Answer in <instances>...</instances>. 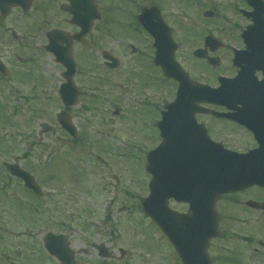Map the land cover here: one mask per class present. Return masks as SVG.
<instances>
[{"label": "rangeland", "instance_id": "374dc122", "mask_svg": "<svg viewBox=\"0 0 264 264\" xmlns=\"http://www.w3.org/2000/svg\"><path fill=\"white\" fill-rule=\"evenodd\" d=\"M234 1L216 0L223 11L215 21L203 16L209 10L205 1L202 6H190L188 0H168L165 6L179 45L176 58L197 82L215 84L214 72H206L204 62L193 56L208 32L228 46L220 54L224 62L220 74H234L231 48L242 45L229 35L238 14L229 8ZM124 25L129 22L117 25V32ZM102 27V22L97 24L90 59L78 60L80 72L75 80L86 88L79 105L69 109L81 136L77 147L69 148L59 141L67 137L56 120L64 109L58 95L63 68L40 51L26 65L11 61L16 72L27 68V75H37L38 79L18 81L15 88L21 92H0L5 114L13 115L7 125H0V255L11 257L10 261L0 258V264H58L43 249V239L47 232L66 230H73L70 239L75 264H181L165 235L145 216L140 202L149 195L147 156L161 142L157 129L160 111L174 101L178 85L156 69L154 48L136 39L144 36L140 37L134 27L129 31L135 38L124 31L120 42L106 38ZM129 44L137 48L136 54ZM106 49H112L121 60L115 71L103 66L100 54ZM30 55L25 54L27 58ZM36 86L45 88L40 92ZM89 86L95 90L86 94ZM87 96L98 99L88 110L84 108L89 102ZM16 107L18 114H14ZM43 122L52 125L54 132L41 135ZM2 138L6 141L1 142ZM14 160L35 176L44 191L43 199L28 195L20 181L2 167ZM247 200L262 202L264 192L254 189L219 202L221 235L209 250L215 264H264L259 245L264 242V214L244 206ZM171 207L186 211L183 205ZM95 245H104L115 258H99Z\"/></svg>", "mask_w": 264, "mask_h": 264}, {"label": "water", "instance_id": "95a60500", "mask_svg": "<svg viewBox=\"0 0 264 264\" xmlns=\"http://www.w3.org/2000/svg\"><path fill=\"white\" fill-rule=\"evenodd\" d=\"M82 17V12L78 9L75 20L81 23ZM94 18L101 19L98 9H96V16L90 20V26ZM158 21L160 26L143 21L145 28L156 39L155 63L162 67L166 77L177 80L180 87L175 103L165 107L163 120L159 123L163 142L148 156L147 171L153 175V179L150 184L151 194L148 198L142 199V204L145 213L158 224L175 246L183 264H212L208 248L210 241L219 236V215L216 205L221 196L243 191L255 185L264 187V137L261 136L262 139L259 140L260 148L247 155L225 151L217 144L209 140L204 142L201 139V142H204V150H207L202 156L205 167L201 172V179L198 175L197 181L194 180L195 176L187 168V163L186 168H181V162L185 164L188 159L187 154L181 153L190 149L188 144L194 140V137L175 134L174 128L178 124L172 119L189 118L193 121L189 123H196V114L204 112L199 103L232 102L234 82L223 79L219 89H212L193 82L175 60L177 44L172 39L171 31L160 18ZM82 36L83 33L79 34L77 39ZM208 44L210 46L215 44L213 38L209 39ZM263 48L259 44H248L247 51L240 52V57L246 64L243 68L245 72L251 68L255 55L259 54V57L264 55ZM195 55L199 58L205 56L201 50L196 51ZM105 59L110 60L108 56H105ZM58 61L68 67L65 74L68 83L63 85L60 93L64 104L70 107L76 104L78 98L73 82L76 64L71 50L67 56L65 55L63 59L59 58ZM210 62L214 63V59H210ZM109 66L117 68L119 62L113 61V64ZM59 120L61 125L76 137L77 133L69 114L61 113ZM43 127L46 131L50 130L48 125H43ZM63 142L72 144L65 140ZM5 167L13 176L22 178L26 187L40 193L39 187L29 173L23 171L18 165L6 163ZM171 198L178 202L189 203V212L180 214L170 209L169 200ZM247 205L264 210V204L259 205L249 201ZM68 245L69 243L63 236L48 234L45 240L47 250L57 256L63 264H74V254ZM98 250L102 258L111 257L103 246H99Z\"/></svg>", "mask_w": 264, "mask_h": 264}, {"label": "flooded vegetation", "instance_id": "af4514ba", "mask_svg": "<svg viewBox=\"0 0 264 264\" xmlns=\"http://www.w3.org/2000/svg\"><path fill=\"white\" fill-rule=\"evenodd\" d=\"M204 1L206 8L215 13L213 20H216L222 6L216 0H194L195 6H202ZM167 3L168 0H0V61L6 71V76L0 72V92H21L19 88H15L18 81L27 83V78L34 81L35 76L38 77L37 75H27V68L16 72L11 61H18L26 65L27 61L33 60L37 51H40L43 55L47 54L54 57L46 50V46L51 42L59 43L68 40L77 61L81 57L90 58L91 51L95 50L94 34L98 23H94L91 31L81 42L72 41L73 35L81 30L80 26L73 22L74 12L79 6L87 24L95 12V4L99 5L103 15V35L106 38L120 42L124 39L122 36L124 31L126 33V29L131 27L145 35V39L153 40L145 30L137 28V16L144 8H158L163 19L169 25V16L166 14L165 9ZM229 8L234 11L238 10L237 20L233 25L235 32L231 37L237 42L243 43V30L257 20L254 14L255 8L250 6L247 0H235ZM125 21L129 22V25L122 26L121 32H117L116 26ZM261 22L264 24V17ZM257 34L259 39L263 38L264 33L261 30ZM80 49H82V52H79ZM106 50L113 55L115 54L112 49ZM27 53L31 54L29 58L25 56ZM216 73L214 72L212 75L215 86L219 75ZM233 73V76H236L238 70L234 68ZM87 79L89 81V76H87ZM262 81L264 82V70H256L254 79L251 81L253 87L256 83ZM36 87H40V92L45 88L43 86ZM81 87L85 88V86ZM234 104L238 109L243 108L241 102ZM206 107L220 113L228 112L225 107L221 106ZM233 113L236 115L243 114L241 111H233ZM258 113L259 111L249 112L253 116H259ZM261 115L263 117L260 118L264 120V112ZM198 122L205 125L214 141L220 142L226 148L234 151H248L251 146L246 144L255 140L253 133L235 121L225 118L219 119L211 115H199ZM242 143H245V145H242ZM62 233H66L70 237L73 230L62 231ZM10 258H7V260L10 261Z\"/></svg>", "mask_w": 264, "mask_h": 264}]
</instances>
